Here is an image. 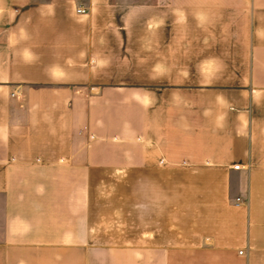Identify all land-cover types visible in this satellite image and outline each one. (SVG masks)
Returning <instances> with one entry per match:
<instances>
[{
  "label": "crops",
  "instance_id": "obj_1",
  "mask_svg": "<svg viewBox=\"0 0 264 264\" xmlns=\"http://www.w3.org/2000/svg\"><path fill=\"white\" fill-rule=\"evenodd\" d=\"M0 264H264V0H0Z\"/></svg>",
  "mask_w": 264,
  "mask_h": 264
},
{
  "label": "built area",
  "instance_id": "obj_2",
  "mask_svg": "<svg viewBox=\"0 0 264 264\" xmlns=\"http://www.w3.org/2000/svg\"><path fill=\"white\" fill-rule=\"evenodd\" d=\"M85 11H86L85 8H79V9H78V12H80V13H81V12H85ZM235 167H236V168H240V165H236Z\"/></svg>",
  "mask_w": 264,
  "mask_h": 264
}]
</instances>
